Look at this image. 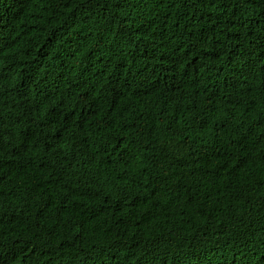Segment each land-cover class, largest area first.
<instances>
[{
	"label": "trees",
	"instance_id": "16d2710c",
	"mask_svg": "<svg viewBox=\"0 0 264 264\" xmlns=\"http://www.w3.org/2000/svg\"><path fill=\"white\" fill-rule=\"evenodd\" d=\"M0 264H264V0H0Z\"/></svg>",
	"mask_w": 264,
	"mask_h": 264
},
{
	"label": "clouds",
	"instance_id": "9594fccd",
	"mask_svg": "<svg viewBox=\"0 0 264 264\" xmlns=\"http://www.w3.org/2000/svg\"><path fill=\"white\" fill-rule=\"evenodd\" d=\"M104 33H108V32H104ZM111 34L115 35V33H111ZM129 61H127V63L125 64L126 66L125 65L120 66L119 69L122 70V75L120 74L121 77H126L129 74V72L131 70V66L129 64L130 63Z\"/></svg>",
	"mask_w": 264,
	"mask_h": 264
}]
</instances>
